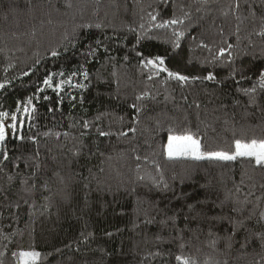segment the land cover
<instances>
[{"label":"trees","instance_id":"16d2710c","mask_svg":"<svg viewBox=\"0 0 264 264\" xmlns=\"http://www.w3.org/2000/svg\"><path fill=\"white\" fill-rule=\"evenodd\" d=\"M261 73L264 0H0V264H264V165L166 150L264 142Z\"/></svg>","mask_w":264,"mask_h":264},{"label":"snow or ice","instance_id":"6c2138e0","mask_svg":"<svg viewBox=\"0 0 264 264\" xmlns=\"http://www.w3.org/2000/svg\"><path fill=\"white\" fill-rule=\"evenodd\" d=\"M165 23H177L176 20H172ZM164 26V25H161ZM56 55V53H53ZM159 63L162 65L164 63L163 59L157 57L156 58ZM149 64H153L154 61L149 60ZM171 76H175L180 80H187L188 77L180 76L176 73H169ZM206 79H214V77L209 74ZM44 83L49 87H52V78L48 77L44 80ZM63 83V82H61ZM261 85L264 86V73H261ZM4 87V85L0 84V88ZM57 88L60 85L56 86ZM31 104V99L28 101ZM25 112H28V108H24ZM8 116L6 112H0V142H3L6 139L7 132L6 126L4 124V118ZM13 121L17 119L15 115L11 117ZM13 130L16 129V124L13 123L9 125ZM103 134V133H102ZM22 139V137H20ZM200 141L194 139L191 135H183V136H169L167 143V155L169 158L176 156H191L194 159H204V158H217L220 160H235L237 157H253L257 165H264V142L257 143V141L253 140L250 143H242L240 140L235 141V151L232 154L223 153V152H214L208 153L207 157L204 153L200 151ZM4 159L7 160V154H4ZM14 255H16L14 253ZM19 259L21 264H35V262L39 259L40 253L36 251H21L19 254ZM180 259V257H177ZM184 264H188V261H184Z\"/></svg>","mask_w":264,"mask_h":264},{"label":"rangeland","instance_id":"374dc122","mask_svg":"<svg viewBox=\"0 0 264 264\" xmlns=\"http://www.w3.org/2000/svg\"><path fill=\"white\" fill-rule=\"evenodd\" d=\"M30 113H31V109L28 108V112H25L24 109H23L20 113L15 115L17 117V119L15 121H13L11 119L12 116H7L6 118H4L3 122H4L5 126H6V132H7L6 139H8L10 137H19L21 129H22V127L24 125V122H25V118L27 116H30ZM13 123H15L16 126H17L15 130H13L11 127H9V125H11ZM3 142H0V148H1V145H2ZM200 151L202 152L201 147H200ZM205 156L207 157V154H205ZM181 157H191V156H176V157H172V158H181Z\"/></svg>","mask_w":264,"mask_h":264}]
</instances>
